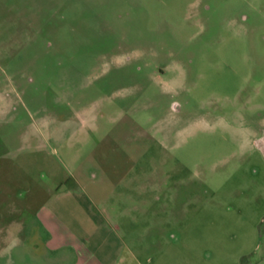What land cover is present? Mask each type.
I'll list each match as a JSON object with an SVG mask.
<instances>
[{"label":"rangeland","instance_id":"obj_1","mask_svg":"<svg viewBox=\"0 0 264 264\" xmlns=\"http://www.w3.org/2000/svg\"><path fill=\"white\" fill-rule=\"evenodd\" d=\"M0 212V264H264V0H0Z\"/></svg>","mask_w":264,"mask_h":264},{"label":"crops","instance_id":"obj_2","mask_svg":"<svg viewBox=\"0 0 264 264\" xmlns=\"http://www.w3.org/2000/svg\"><path fill=\"white\" fill-rule=\"evenodd\" d=\"M1 216L8 218L9 221L3 226H0V249H2V246L6 245V243H8L10 240H13L14 243L20 244V252H18L16 248H13V250L15 249L14 251L15 255H19L20 253H22L21 257H23L25 256V254L32 255L33 253H35V249L39 245L32 241L33 235L36 234V230L34 228H29V230H26L28 226L27 225L28 221H22V220L17 219V217L14 216V214L11 212H5V213L0 212V218ZM32 216L34 218L30 219L31 223L35 222L36 218H38L37 214H34ZM25 230H26V232L24 233L25 237L21 241V239H18L16 235H19L22 231H25ZM12 253L13 252H11V254ZM261 260L262 261L264 260V251H263V255L261 256Z\"/></svg>","mask_w":264,"mask_h":264}]
</instances>
